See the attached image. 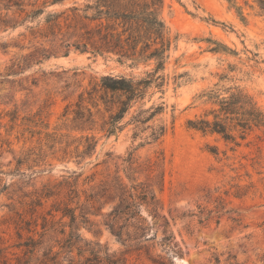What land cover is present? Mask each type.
Masks as SVG:
<instances>
[{"label":"rangeland","instance_id":"1","mask_svg":"<svg viewBox=\"0 0 264 264\" xmlns=\"http://www.w3.org/2000/svg\"><path fill=\"white\" fill-rule=\"evenodd\" d=\"M72 1L64 0L47 9L61 10ZM163 2L161 17L172 35L179 34L166 72L170 75L186 72V75L180 79V85L170 81L161 91L148 92L144 107L152 103L166 104L165 112L157 114L149 125L164 122L170 127L172 114L174 120L172 128L159 140L143 145L139 143L142 136L149 134L148 129L135 140L131 137L132 124L108 137L101 130L114 109L112 100L115 99L99 88L100 77L137 74L139 69L131 71L111 58L77 50H71L67 56H52L24 65L22 57L32 47L28 39L20 40L17 36L23 28L10 34L0 33V45L7 44L6 48L0 46V189L6 186L0 191V247L14 242L15 222L20 215L30 218L28 202L34 195L25 197V194L53 185L70 174L83 172L82 179L96 173L101 178L108 171L113 173L116 162L121 163L114 156L126 157L132 151L134 166L150 164L153 174L163 173L162 190L154 185V191L163 205L160 213L169 220L164 230L172 231L175 238L172 243H160L163 227L158 222L151 231L156 237L151 256H160L172 264H214L215 256L221 264L228 261L264 264V135L261 129L255 128L245 140H239V146H234L217 135H204L186 127L188 119L198 117L208 107L196 100V95L217 82L228 63L238 67L242 62L253 64L245 61L248 55L245 49L258 54V67H243L249 75H237V83L264 112V15L258 9L257 0ZM209 40L221 41L235 49L241 60L212 52ZM9 72L14 73L6 75ZM135 107L120 124L130 118ZM87 108L92 113V122L82 124ZM82 109L83 118L77 119L75 112ZM89 127L92 129L87 132L98 139L96 151L80 160L74 157L73 146L82 134L79 128ZM66 144L71 145L64 153ZM208 146L217 147L218 154H211ZM27 155L29 159L18 166L17 159ZM104 160L106 164L102 163ZM52 201L45 203V207ZM110 207V203H105L100 214L90 215L93 224L81 225L78 232L109 251L124 252L126 248L102 223V215ZM200 210H204V215L210 212L212 218L199 223ZM190 213L193 215L188 216ZM232 217L240 223L236 225ZM126 258L128 264H153L144 253L129 252Z\"/></svg>","mask_w":264,"mask_h":264},{"label":"trees","instance_id":"2","mask_svg":"<svg viewBox=\"0 0 264 264\" xmlns=\"http://www.w3.org/2000/svg\"><path fill=\"white\" fill-rule=\"evenodd\" d=\"M63 2L0 0V33L10 34L23 28L17 36L20 40L28 39L29 47H32L22 57L24 65L39 63L52 56H67L71 50H77L111 58L131 71L139 69L137 74L130 72L100 77L99 88L115 99L112 100L114 109L101 130L106 131L108 137L117 129L132 124L133 140L147 129L149 131L148 135L141 137L140 145L159 140L168 128H172L174 115H171L170 127L164 122L149 125L157 114L165 112L166 104L152 103L144 107L145 97L151 89L161 91L170 81L175 86L180 85V79L186 75V72H173L172 75L166 72L179 34L172 35L161 17L163 0H73L61 10L47 9ZM257 3L264 15V0H257ZM239 14L244 19L241 11ZM209 41L213 45L210 47L212 52L236 56L241 60L239 52L225 43ZM0 46L6 48L7 44ZM245 52L248 54L245 61H253L252 65L240 62L242 66L238 67L228 63L218 81L196 95L195 99L208 107L198 117L186 121L188 129L204 135H217L234 146H239V140H245L255 128L261 129L264 135V112L237 83V75H249L243 67H258V54L248 49ZM140 66L143 67L141 70ZM11 73L14 72L6 75ZM133 107L130 118L120 124ZM85 110L87 117L82 124L92 122V113L88 108ZM83 113V109L75 112L76 118H83ZM91 129L79 128L82 134L73 146L75 158L83 160L95 153L98 139L87 132ZM69 145H65L64 153ZM207 150L218 154L215 146H208ZM132 153L127 152V156L122 158L114 156L121 159V163L116 162L113 173L108 171L101 178L92 173L81 179L83 172H73L75 175L63 176L53 185H44L39 191L25 194V197L34 195L28 202L30 218L20 215L19 221L15 222V240L8 247H0V264H128L126 254L129 252L144 253L153 264H172L160 256L150 255L156 238L155 232L151 234V231L158 222L163 227L160 243H172L175 239L172 231L166 233L164 230L169 226V220L160 213L163 205L154 191V185L162 190L163 173L153 174L150 164L134 166L136 162ZM106 154L110 156V153ZM28 155L17 159V165L27 161ZM102 163L106 164L107 160ZM5 188L2 186L0 191ZM51 199L49 207H45ZM105 203H110L111 207L102 215V223L126 248L124 252L109 251L99 242L84 239L78 232L81 225L93 224L90 215L100 214ZM38 208L44 210L38 212ZM203 212H199V223L212 218L210 212L205 215ZM231 219L236 225L240 223L238 218ZM214 264H221L217 256ZM227 264L238 263L228 261Z\"/></svg>","mask_w":264,"mask_h":264}]
</instances>
